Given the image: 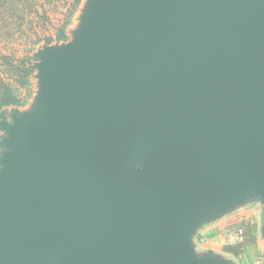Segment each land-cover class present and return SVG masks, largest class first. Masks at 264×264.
<instances>
[{
  "label": "water",
  "instance_id": "1",
  "mask_svg": "<svg viewBox=\"0 0 264 264\" xmlns=\"http://www.w3.org/2000/svg\"><path fill=\"white\" fill-rule=\"evenodd\" d=\"M0 110V264H235L205 225L264 238V0H90ZM13 108V107H10Z\"/></svg>",
  "mask_w": 264,
  "mask_h": 264
},
{
  "label": "rangeland",
  "instance_id": "2",
  "mask_svg": "<svg viewBox=\"0 0 264 264\" xmlns=\"http://www.w3.org/2000/svg\"><path fill=\"white\" fill-rule=\"evenodd\" d=\"M90 0H83L80 8L70 15V9L73 0H27L17 7H10L6 14L3 10L0 12V26H7L0 29V56L9 57V61L14 66H20L21 62L26 58H33L39 50L47 44V38H55L58 31L66 24L71 17V24L67 28L69 38H73V32L76 31L80 25V18L83 14L85 4ZM55 40L50 46L59 45ZM4 63V62H3ZM33 60L31 61V64ZM30 67V66H29ZM6 71V74H5ZM14 68H10L3 64L0 71V78L12 82L17 88L20 87L18 77L9 78L10 75H15ZM35 72L31 77V86L29 89L22 88L21 93L26 99V103L22 107L8 108L9 111L18 109L21 113L29 112L34 103L35 97L39 90V82ZM262 208L258 204H250L243 209L235 212V218H238L233 225L227 229L223 235L224 247L228 245L245 246L246 242L251 240L247 235L244 242L240 245L236 239L238 229L245 230L258 229L261 231ZM254 228V229H253ZM245 232V231H244ZM250 242V241H249Z\"/></svg>",
  "mask_w": 264,
  "mask_h": 264
},
{
  "label": "trees",
  "instance_id": "3",
  "mask_svg": "<svg viewBox=\"0 0 264 264\" xmlns=\"http://www.w3.org/2000/svg\"><path fill=\"white\" fill-rule=\"evenodd\" d=\"M27 0H0V12L1 10H3V14H6L8 12V9L10 7H17L19 6L21 3H25ZM82 1L83 0H73V4L72 7L70 9V15H73L82 5ZM71 24V17L70 19L66 22L65 25H63V27H61V29L58 31L57 35L55 36V38H47L45 39L47 44H51L54 40L56 42H64V41H68L69 36H68V32H67V28L70 26ZM7 26H0V29L2 28H6ZM9 57L7 56H0V71L3 68V64H5L6 66L10 67V68H14L15 69V75H10L8 76L9 78H14V77H18V82L20 83V87L17 88L12 82L10 81H6L3 78H0V110L4 109V108H10V107H22L25 105L26 103V99L23 97L22 93H21V89L22 88H27L29 89L31 86V77L34 74V71L29 67L31 65V61L35 60L34 58H26L24 61L21 62L20 66H14L12 64L11 61H9ZM4 62V63H3ZM6 74V71H5ZM254 229V228H253ZM245 232V236L249 235L251 239L256 238V229H254L252 232L251 230H248L247 228H245L244 230ZM248 242H246L247 244ZM240 245H244V244H240ZM243 246L239 247L236 246V248L234 250H232L233 248H231L230 246L226 247V250L228 252H232L233 254H235V256H238L240 253L242 252H246L243 251ZM250 253V250H249Z\"/></svg>",
  "mask_w": 264,
  "mask_h": 264
},
{
  "label": "crops",
  "instance_id": "4",
  "mask_svg": "<svg viewBox=\"0 0 264 264\" xmlns=\"http://www.w3.org/2000/svg\"><path fill=\"white\" fill-rule=\"evenodd\" d=\"M234 213L228 214L200 229L195 239L199 252L205 253L212 251L217 254H222L232 259L235 264H264V238H262L259 229L256 238L249 240L250 242L248 241V243L243 246V249L241 248L246 252H242L238 256L226 250L228 246L234 250L236 248L235 245L223 246V235H225L227 229L238 219L235 218L236 215ZM261 216L263 219V214Z\"/></svg>",
  "mask_w": 264,
  "mask_h": 264
},
{
  "label": "built area",
  "instance_id": "5",
  "mask_svg": "<svg viewBox=\"0 0 264 264\" xmlns=\"http://www.w3.org/2000/svg\"><path fill=\"white\" fill-rule=\"evenodd\" d=\"M244 230L242 228L238 229V232L236 233V238H237V241L238 243H243L244 242Z\"/></svg>",
  "mask_w": 264,
  "mask_h": 264
}]
</instances>
